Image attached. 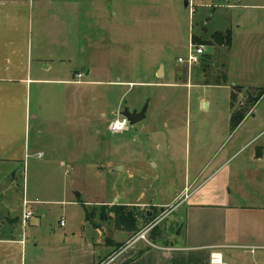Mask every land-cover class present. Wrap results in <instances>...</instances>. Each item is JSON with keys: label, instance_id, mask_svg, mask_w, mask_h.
I'll list each match as a JSON object with an SVG mask.
<instances>
[{"label": "rangeland", "instance_id": "rangeland-1", "mask_svg": "<svg viewBox=\"0 0 264 264\" xmlns=\"http://www.w3.org/2000/svg\"><path fill=\"white\" fill-rule=\"evenodd\" d=\"M26 1L31 8L29 45L33 50L47 57L67 42L73 52L66 68L88 71L80 79L86 86L76 87L75 106L90 120L77 127L75 146L84 161L69 166L72 172L68 176L54 162L30 161L25 181L28 198L60 200L58 193L65 189L69 201L75 200L74 192L81 193L80 201H90L88 220L107 247V254L98 258L97 264L129 252L127 243L162 216L156 232L165 236V245L183 247L184 235L178 224L183 207L174 198L184 182L185 159L189 153L192 160L194 154L196 124L202 119L212 123L214 108H230L234 84L244 89L264 88V11L245 9L249 3L264 0H241L242 8L236 10L228 9L234 3L230 0L229 4L227 0H190L187 8L183 0ZM259 15L260 20L256 18ZM52 16L57 17L54 22ZM239 25L242 28L237 31ZM52 28L58 29V34L51 36ZM226 30L234 33L232 49L208 45L214 33ZM192 35L201 41L205 53L188 69L177 60L188 57ZM223 76L228 89L214 87L212 81ZM117 83L119 86H114ZM120 95L122 109L139 111L147 105L146 117L121 134H111L107 125L115 118L111 111ZM234 95L236 105L244 103V98L240 99L243 90L234 91ZM200 99L210 101L209 112L199 111ZM203 133L206 136L209 130ZM18 182L22 187L21 176ZM112 204L139 205L128 207L135 213L134 232L116 231ZM41 208L44 219L36 227L40 247L52 240L53 233H66L68 238L75 233L78 221L73 207L64 209V215L61 206L43 203ZM64 224L66 228H62ZM206 227L207 238L215 241L212 218L207 217ZM26 229L30 237L33 228L28 225ZM78 235L72 239L75 244L89 238L83 232ZM75 246L71 243V248ZM146 247L139 243L133 248L142 252ZM219 251L224 264H261L264 255V250L251 253L247 247ZM186 254L189 262L182 264H197V252ZM124 256L132 260L134 253ZM71 264H87V259L77 256ZM138 264H148V260Z\"/></svg>", "mask_w": 264, "mask_h": 264}, {"label": "crops", "instance_id": "crops-1", "mask_svg": "<svg viewBox=\"0 0 264 264\" xmlns=\"http://www.w3.org/2000/svg\"><path fill=\"white\" fill-rule=\"evenodd\" d=\"M230 1L234 3L228 9L242 8L241 0ZM27 2L0 0V264H71L77 256L87 259V264H97V259L107 254V247L102 245L93 224L85 219L84 208L91 205L90 201H80L81 193L79 198L74 196L75 200L69 201L65 189L58 193L60 200L43 202L36 196L28 198L25 181L30 161L46 159V163L58 164L63 175L66 170L70 174L72 167L69 166L84 161L75 146L77 127L90 120L78 113L75 106L76 87L86 86L87 82L80 79L88 71L66 68L73 52V46L67 42L56 46L55 54L47 57L42 51L33 50L29 45L31 8ZM246 8L264 11V3H249ZM256 18L260 20L262 16ZM56 19L52 16L53 22ZM241 28L239 25L236 29ZM51 31V36L59 32L56 28ZM226 31L230 33L232 49L234 33ZM77 74L83 77L76 78ZM114 86L118 87L119 83ZM217 87L228 89L229 86ZM233 87L242 86L234 84ZM121 98L120 95L111 111L115 117L123 110ZM243 98L244 95L240 97ZM210 108V101L199 100V111L209 112ZM213 111L212 123L202 119L196 124L194 154L192 160L189 153L185 159L184 182L174 198L183 207L178 224L180 234L184 235V246L165 245V236H162L156 243L160 249L146 247L135 258L139 252L131 248L104 264L127 261V264H138L145 260L148 264H182L189 262L186 253L192 252L199 254L194 258L198 257L197 264H210L213 252L219 253L223 261L219 250L233 247L264 250V95L234 130L229 127L231 106ZM205 129L209 130L206 136ZM20 176L22 187L18 182ZM43 203L63 207L62 213L67 207L74 208L78 227L70 238L66 233H53L49 243L39 246L41 239L36 227L44 219ZM26 212L31 216L24 220ZM207 217L214 220L215 241L207 238ZM28 225L33 228L30 237H27ZM81 232L89 238L75 244L74 237ZM71 243L76 246L71 248ZM125 253H134V258H125ZM120 256L118 262H113ZM260 259L264 264V255Z\"/></svg>", "mask_w": 264, "mask_h": 264}, {"label": "trees", "instance_id": "trees-1", "mask_svg": "<svg viewBox=\"0 0 264 264\" xmlns=\"http://www.w3.org/2000/svg\"><path fill=\"white\" fill-rule=\"evenodd\" d=\"M191 42L194 44H200V40L192 35ZM210 46L218 47H229L230 46V33L228 31L222 33L217 32L211 36L210 41L208 42ZM214 86H223L226 84V77L221 78L216 77L213 81ZM244 91V103L240 105L235 104V95L234 91ZM264 95V88H248L244 89L242 87H233L231 89L230 96V106L232 109L231 118H230V129L234 130L240 122L243 120L245 115H247L255 104L262 98ZM85 219L88 220L87 210L84 208ZM112 213L114 215V227L116 230L124 231L126 233L134 232L136 230V218L135 213L129 212L128 207L124 206H112ZM150 240L153 243H156L162 239L159 232H156V229L152 230L149 236ZM142 252H139L135 258H138ZM127 261L124 264H127Z\"/></svg>", "mask_w": 264, "mask_h": 264}, {"label": "built area", "instance_id": "built-area-1", "mask_svg": "<svg viewBox=\"0 0 264 264\" xmlns=\"http://www.w3.org/2000/svg\"><path fill=\"white\" fill-rule=\"evenodd\" d=\"M190 4H191V1L188 0V6H190ZM204 52H205V47L191 42L189 55L186 58V60L178 59L177 62L181 65L186 64L188 69H191L193 65L199 62V59L201 56H203ZM82 77H83V74L76 75V78L80 79ZM128 126H129L128 121L125 118L118 115L108 123L107 131L111 134H121L127 130ZM40 157L41 155L39 154L37 158L39 159ZM69 171L70 170H66L65 175H68ZM30 216H31V213L26 212L24 214V220L28 219ZM163 217L164 216L156 218L152 220V222L144 226V228H142L137 233V235L127 243L126 249H131L139 243H144L149 248H159L160 249V247L156 246V243H153L150 240L149 236H150L151 231L155 227H157L158 223L163 219ZM254 250H255L254 248L250 249L251 252H253ZM209 259H210V264H223L221 255L217 252L211 253Z\"/></svg>", "mask_w": 264, "mask_h": 264}, {"label": "water", "instance_id": "water-1", "mask_svg": "<svg viewBox=\"0 0 264 264\" xmlns=\"http://www.w3.org/2000/svg\"><path fill=\"white\" fill-rule=\"evenodd\" d=\"M184 8L188 7V0H183ZM206 106V104H204ZM147 105H145L141 110L133 109L130 110L128 107H124L121 112L118 113L119 116L125 118L128 121L130 127L142 122L146 117ZM76 198L80 197L79 193H74Z\"/></svg>", "mask_w": 264, "mask_h": 264}]
</instances>
